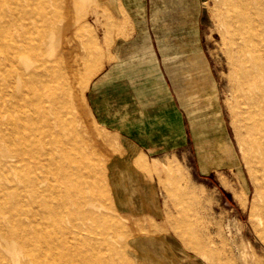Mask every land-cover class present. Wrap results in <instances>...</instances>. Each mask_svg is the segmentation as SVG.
I'll return each instance as SVG.
<instances>
[{
  "label": "bare ground",
  "instance_id": "bare-ground-1",
  "mask_svg": "<svg viewBox=\"0 0 264 264\" xmlns=\"http://www.w3.org/2000/svg\"><path fill=\"white\" fill-rule=\"evenodd\" d=\"M92 1L0 0V264H264L185 239L179 210L157 223L135 160L87 155L76 101L100 67L92 58L104 57L79 26ZM215 5L264 242V0ZM145 172L146 182L159 175ZM242 196L246 206L247 189Z\"/></svg>",
  "mask_w": 264,
  "mask_h": 264
},
{
  "label": "rangeland",
  "instance_id": "rangeland-1",
  "mask_svg": "<svg viewBox=\"0 0 264 264\" xmlns=\"http://www.w3.org/2000/svg\"><path fill=\"white\" fill-rule=\"evenodd\" d=\"M89 8L93 14L85 13L79 26L84 41L93 37L104 57L92 58L100 67L89 77L83 102L76 101L80 109L75 127L78 138L85 140L87 155L128 156L137 162L135 168L145 176L147 170H158L159 175L155 174L153 181L146 182L141 175L138 182L147 189V213L157 223L163 222L167 211L175 214L180 211L183 223L176 229L185 239H213L217 250L232 251L239 260L243 251L253 259L264 258V242L256 232L253 217L255 183L239 141L230 45L219 27L215 0H97ZM130 8L134 9L131 16ZM95 10L99 13L97 18ZM145 23L155 51L160 58L165 54L170 61L171 69L165 67V74L174 96L184 107L187 143L175 152L145 151L133 139L138 135L117 130L114 121L117 98L113 88L105 86L99 95L110 110L99 114L87 104L89 85L113 58L106 54L110 53L108 43L116 37L115 29L122 30L129 24L139 28ZM101 28L104 32L108 29V37L105 33L102 41ZM119 48L121 53L126 51ZM197 53L204 54V58L201 55L193 58ZM122 105L120 101V108ZM128 114L137 113L128 111ZM126 121L131 123L133 119ZM246 189L245 206L242 193ZM160 211L162 215L158 214ZM142 224L148 226L149 222L143 220Z\"/></svg>",
  "mask_w": 264,
  "mask_h": 264
},
{
  "label": "crops",
  "instance_id": "crops-1",
  "mask_svg": "<svg viewBox=\"0 0 264 264\" xmlns=\"http://www.w3.org/2000/svg\"><path fill=\"white\" fill-rule=\"evenodd\" d=\"M133 8L128 10L129 16L134 14ZM114 25L112 27L117 28ZM142 25L138 28V25L129 24L122 30L115 29L116 37L108 43L110 53L106 54V57L113 58L105 63L91 86L89 85L87 104L90 110L93 108L99 114L110 110L108 103L100 99L99 95L103 87L113 88L117 98L114 115L117 130L130 136L138 135L133 139L145 151L175 152L187 143L184 107L182 101L174 96L165 74L166 68L171 69L170 61L165 54L164 58H160L154 49L148 25ZM107 31L104 32L101 28V41L104 40L105 33L108 37ZM119 47L126 51L121 53L123 51ZM198 55L203 57L204 54L197 53L193 58H198ZM184 78L186 81V76ZM128 111H135L137 114L130 116ZM130 117L133 121L138 119V123L127 122L126 119Z\"/></svg>",
  "mask_w": 264,
  "mask_h": 264
}]
</instances>
